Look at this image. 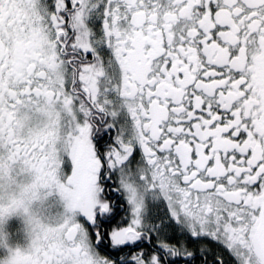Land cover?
<instances>
[{"label":"snow or ice","instance_id":"snow-or-ice-1","mask_svg":"<svg viewBox=\"0 0 264 264\" xmlns=\"http://www.w3.org/2000/svg\"><path fill=\"white\" fill-rule=\"evenodd\" d=\"M0 264H264V0H0Z\"/></svg>","mask_w":264,"mask_h":264}]
</instances>
